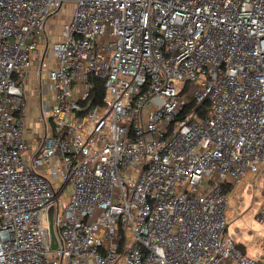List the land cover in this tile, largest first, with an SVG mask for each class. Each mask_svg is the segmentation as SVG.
Returning <instances> with one entry per match:
<instances>
[{
  "label": "built area",
  "instance_id": "obj_1",
  "mask_svg": "<svg viewBox=\"0 0 264 264\" xmlns=\"http://www.w3.org/2000/svg\"><path fill=\"white\" fill-rule=\"evenodd\" d=\"M263 170L264 0H0V264H261L225 190Z\"/></svg>",
  "mask_w": 264,
  "mask_h": 264
},
{
  "label": "rangeland",
  "instance_id": "obj_2",
  "mask_svg": "<svg viewBox=\"0 0 264 264\" xmlns=\"http://www.w3.org/2000/svg\"><path fill=\"white\" fill-rule=\"evenodd\" d=\"M67 15L69 9L65 7L52 18L47 24V35L53 39L59 37ZM35 76H28V86L35 85V80H38L34 79ZM34 105L31 113L36 111ZM227 196L225 236L234 235L236 244L243 247L250 257L264 264V170L257 175L248 174L227 192Z\"/></svg>",
  "mask_w": 264,
  "mask_h": 264
},
{
  "label": "crops",
  "instance_id": "obj_3",
  "mask_svg": "<svg viewBox=\"0 0 264 264\" xmlns=\"http://www.w3.org/2000/svg\"><path fill=\"white\" fill-rule=\"evenodd\" d=\"M35 67L32 69V71L29 73L30 75L37 76V66L38 63L35 62ZM28 75V76H30ZM34 77V79L39 80V76ZM38 80H35V85L28 86V83L26 84V102H25V107H24V117L28 126L27 129V138L29 141H33L34 138L37 137H42L45 134V121L43 118V113H42V108H41V103L44 99L43 92L41 93V89L38 86ZM33 104H32V103ZM35 104V105H34ZM36 106V111L34 113H31L32 106ZM40 115V116H39ZM47 119V117H45ZM259 174V173H258ZM257 175V174H256ZM235 186V184H232V186L228 187L227 191L232 189ZM246 252V251H245ZM247 254V252H246ZM248 255V254H247Z\"/></svg>",
  "mask_w": 264,
  "mask_h": 264
},
{
  "label": "trees",
  "instance_id": "obj_4",
  "mask_svg": "<svg viewBox=\"0 0 264 264\" xmlns=\"http://www.w3.org/2000/svg\"><path fill=\"white\" fill-rule=\"evenodd\" d=\"M92 81L94 84V88H93L92 94H91L90 98L88 99V101L91 104V106H95L98 104H102L103 98L105 95V89H104L103 81L98 80L96 78H93ZM227 189L225 190L226 192H228ZM237 246L241 252L246 253L245 249L243 247H241L239 244H237Z\"/></svg>",
  "mask_w": 264,
  "mask_h": 264
},
{
  "label": "water",
  "instance_id": "obj_5",
  "mask_svg": "<svg viewBox=\"0 0 264 264\" xmlns=\"http://www.w3.org/2000/svg\"><path fill=\"white\" fill-rule=\"evenodd\" d=\"M51 234H52V236H53V238H54V231H53V228H52V227H51ZM53 247L56 248V247H57L56 244H54Z\"/></svg>",
  "mask_w": 264,
  "mask_h": 264
}]
</instances>
